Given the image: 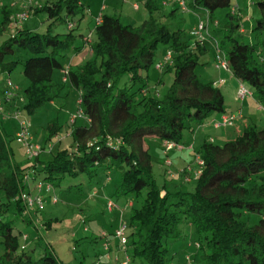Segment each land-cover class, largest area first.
Instances as JSON below:
<instances>
[{
    "label": "trees",
    "instance_id": "trees-1",
    "mask_svg": "<svg viewBox=\"0 0 264 264\" xmlns=\"http://www.w3.org/2000/svg\"><path fill=\"white\" fill-rule=\"evenodd\" d=\"M41 1L33 0L36 7L29 9L33 12L31 20L43 15L50 22L45 33L15 27L12 3L0 6V82L15 86L10 76L21 67L30 84L18 96L25 100L22 111L29 117L54 103L69 87L80 95L79 110L85 124L72 125L69 139L76 151L68 152V145L62 148L65 140H60L55 151L21 164L14 157L12 137L4 132L0 119V264H59L51 245L45 238L40 240L41 226L34 219L36 214L22 204L23 195L44 201L45 193L57 205L59 197L72 201L73 196L91 197L100 190L107 192L109 200H123L128 211L127 253L132 264H171L167 242H178L188 232L196 235L194 244L199 251L191 254L186 264H264V127L249 123L237 139L221 145L206 140L198 153L205 167L201 177L191 181L196 183L194 192L186 193L179 187L169 192L167 185L161 187L156 181L152 142L186 147V131L193 132L195 124L226 113L223 92L196 74L200 60L208 53L206 42L191 45L183 39L182 31L170 32L153 17L159 7L151 0L145 3L151 18L142 26L100 15L87 35L81 31L86 16L82 0ZM184 1L188 13L208 16L214 33L206 40L218 42L231 75L249 89L253 103L264 105V0H250L259 15L248 21L243 19L239 0ZM173 5L174 13L181 9ZM221 12H226L224 19H220ZM58 23H67L66 34L54 33ZM243 24L249 25L247 35ZM248 35L254 42L239 39ZM80 39L82 44L77 47ZM160 46L168 52L162 62H156ZM84 49L88 53L74 63V57ZM71 51L76 52L74 57L69 56ZM19 52L29 57L15 61ZM151 70L160 72L153 84ZM66 72L67 81L59 83L56 73L64 76ZM171 74L175 82L162 96L156 85L165 84L164 78ZM13 92L8 88L0 91V100L13 99ZM1 109L0 115L5 112ZM62 129L51 124L50 140ZM93 138L95 142L90 141ZM80 177L83 179L78 184L73 182ZM30 178L35 180L34 187L29 186ZM40 184L50 186L51 191H40ZM36 209L42 214L45 202L42 209ZM17 221L28 234L16 229ZM43 221L52 229L59 219ZM96 224L84 230L91 232L89 242H76L91 243L89 253L100 240L106 255L93 252L94 264H107L103 259L111 254L105 245L115 242L117 229L103 232L107 234L104 238L102 233L96 235ZM115 246L119 248V244Z\"/></svg>",
    "mask_w": 264,
    "mask_h": 264
},
{
    "label": "rangeland",
    "instance_id": "rangeland-1",
    "mask_svg": "<svg viewBox=\"0 0 264 264\" xmlns=\"http://www.w3.org/2000/svg\"><path fill=\"white\" fill-rule=\"evenodd\" d=\"M5 1L6 0H0V6L8 5L10 3L9 1ZM32 1L33 0H13L11 8L14 10V14L12 16L11 22L15 27H20L23 30L36 29L38 33H45L48 30L50 22L45 19L46 17L43 15L31 20V15L33 12L31 9H29V7H36L35 3ZM147 1L149 0H82V3L86 7V16L84 22L82 23L81 31L87 35L89 31L94 28L96 19L100 15L116 16L120 18L122 23L125 25L140 27L151 18L150 12L145 8V3ZM151 1H153L154 5L159 7V10L153 13V17L163 24V26H167L170 32L182 31L183 39L189 40L191 45H195L196 42L200 41L199 39L192 36V31L198 22L197 15L195 13H186L181 9L175 11L174 13L172 7L173 4H168L169 0ZM237 2L240 4L242 14L246 19H254L255 17H258L259 14L257 8L251 4L250 0H239ZM225 15L226 12H221L220 19H224ZM24 16L28 18L23 20ZM243 25L247 30H250L249 25ZM213 29L214 27L210 26V38H212L214 33ZM67 30V23H58L55 25L53 31L55 34H66ZM75 33L77 35L79 34L77 31H75ZM4 39H6V37H4ZM94 39L95 36L93 35V40ZM239 39L247 44L254 42V39L250 35L241 36ZM203 41L206 42L208 53L200 60L199 67L196 71L197 77L204 83H214V86L223 92V95L226 98L227 106L225 115L236 114V108H238L239 105L237 93L240 89V83L236 80V78L233 77V75L217 67L218 53L216 51L215 45L208 42V40L204 39ZM212 41L214 42L215 39ZM81 44L82 39L77 40L76 46L79 47ZM167 52L168 50L166 47L160 46L155 61L162 62L165 59ZM75 54V51H71L69 56L74 57ZM28 57L29 54L25 52H19L15 56L14 60H24ZM159 76V71L151 70L149 72V77L152 80V84L159 80ZM55 78L59 83H64V76L62 74L56 73ZM10 79L19 91L17 90V92H13V99L3 101V103L0 104L3 111H5L4 113H1L0 119L3 122L2 127L4 132L8 136L12 137L11 148L17 162L24 164L28 159H30L27 149L23 145H19L16 141V135L19 132L18 130L20 129V122L22 121H26L29 124V136L32 140V143L36 146L44 149L46 145L48 146L49 144H52L54 146L53 150L55 151L58 147L57 142L60 140H65L62 143L64 144L62 148L68 145L65 148L68 152L72 153V151H76V146L71 143L69 137L70 133L72 132L71 128L73 125V119L77 117L79 112V102L81 99L79 93L70 89L69 87H66L59 99L54 101L52 104L45 105L36 113V115L29 117L26 111H22L25 100H21V98L18 96L21 94L22 90L28 88L30 84L24 78L21 67L17 68L13 74H11ZM126 81H128L127 78L124 80V83ZM235 81L238 85L237 91L235 88ZM174 82L175 77L173 74H171L164 78L165 84L162 86L157 84L156 87L158 90H160L161 95L163 96L174 84ZM2 90H7L6 82H0V91ZM234 95L236 96V99ZM247 102L252 103L253 99L250 97L247 99ZM252 104L255 105L250 116L252 125L262 129L264 127V114L258 111L256 103ZM210 120L211 118L205 121L202 125L195 124L193 126V132H185L184 142L186 144V148H184L183 151L184 156L181 159L182 168L180 169L173 165V162L176 163L178 160L176 155L164 154L165 152L160 143L155 141L151 143V156L153 159L154 173L156 176V181L161 187L164 184L167 185V190L169 192H176L179 188L186 193L194 192L196 183L186 182L185 179L191 176H189L187 173L184 174V171L181 173V171L183 168L189 169L195 168L197 166L195 163L196 157L201 150L204 140H210L211 138H214L216 140V144L219 145L227 141H234L239 135H241L244 127L249 125V123L246 121H237L234 127L229 128L223 126L220 129H216L214 125L210 123ZM53 123H56V125L58 124L63 129L61 134L58 136H53L50 140L51 132L48 130V127ZM83 124H85V119L78 118L76 125L81 126ZM90 141L95 142L96 138H93ZM90 141L88 140L87 143L89 144ZM167 162H171L172 166L169 167ZM82 179L83 178L80 177L73 182L78 184L80 181H82ZM33 185H35V180L30 178L29 186L34 187ZM87 187L88 185L85 184L84 188L86 190ZM104 191L105 190H100L97 192V194H93L91 197L73 196L72 201H69L67 197L62 196V198L59 197L60 202L57 205H53L51 198L49 196L46 197L45 193H43L45 198L44 212L41 214L36 212L37 209L30 208L32 214H36L34 219L37 221V224L41 226L40 231L38 232L40 240H44L43 238H45L46 242L51 245L57 255L59 264H80L81 262L83 264H94L95 254H93V252H96V254L100 252L102 255L103 253H106L101 247L100 240L98 242L99 246L95 247L93 251H89V253L88 250L91 243L77 244L76 242L79 239L83 240L84 243L90 241L89 236L91 232H84V230L85 228H90L93 222H96V220H98L97 222L99 225L95 228V233L97 236H100V234H103V232H112L114 228L112 225L115 223H117V229L122 223H127L128 211L126 210V207L121 205L122 200L117 199L116 197H112L109 200L107 192ZM143 196L144 198L146 197V192H144ZM144 198L140 199V201L137 203L139 206H141ZM109 203L113 204V211L111 212L108 211L107 207V204ZM22 204L25 205L23 200ZM8 214L10 215L11 211L8 212ZM26 214L28 216V211H26ZM40 218H43V220L59 219V221L57 223L55 222L51 226L52 229H47L46 223ZM15 226L18 231L22 232L23 230L24 233H29V230L23 229L24 226L22 225L21 221H17ZM182 229L184 231V227ZM195 236L196 235L193 234V232H188L186 233V236H184L178 242H167V247L170 250L168 257L172 259L171 264H186V259L191 254L198 253L199 249H197L194 244V241L196 240ZM115 243L119 244L116 240L115 242L111 243L108 251L111 255H109L108 258H104L103 263L122 264V260H124V253L115 246ZM111 248H113L112 251L110 250ZM2 253V246H0V255Z\"/></svg>",
    "mask_w": 264,
    "mask_h": 264
},
{
    "label": "built area",
    "instance_id": "built-area-1",
    "mask_svg": "<svg viewBox=\"0 0 264 264\" xmlns=\"http://www.w3.org/2000/svg\"><path fill=\"white\" fill-rule=\"evenodd\" d=\"M177 4L181 10H183L184 12L188 13V8L187 5L185 3L184 0H169L168 4ZM28 17H23V20H26ZM198 18V22L197 25L195 26V28L192 31V36H194L195 38L199 39V40H206V38L210 37L209 35V18L208 16L206 17H201L199 15H197ZM101 22V19L99 18L97 20V23L99 24ZM213 44L216 47V51L218 53V68L225 70L227 73H230V69L227 63V59L225 56V53L220 49L218 42L214 41ZM168 59H170V54L167 56ZM160 67V66H159ZM158 67V68H159ZM67 72L64 74V82L67 81ZM7 88L8 89H12V91L14 90V92H16L18 89L16 86H13L11 84V82L7 83ZM252 98L253 99V95L251 94V92H249V89H247L245 86L240 85V89L237 93V100L241 103H244L247 101L248 98ZM3 103L0 100V104ZM81 103V101L79 102V104ZM1 108V105H0ZM3 109H1L2 111ZM259 111L261 113L264 114V105H260L259 104ZM78 118H84V114L81 110H79L77 117H75L73 119V123L77 121ZM243 115L242 112H239L237 114H229V115H222L221 118L217 121H213L212 125H214V127L216 129H220L223 126L224 127H234L235 123L242 119ZM20 120V119H19ZM18 134L16 135V141L19 145H23L26 149H27V153L28 155H30V158L34 159V158H38L39 156H41L43 153H48L51 152L54 148V146L52 144H49L48 146H46L44 149L36 146L35 144L32 143V140L29 136V124L26 121H22L20 122V129L18 130ZM175 150H179V151H183L184 147L182 146H177L175 144L169 143V142H165L164 143V151L165 154H169L170 152H173ZM196 167L195 168H189L187 169L186 172H184V174H188L191 177H187L185 180L186 182H191L192 179L197 180L198 178L201 177L203 169L205 167V163L204 161L200 158V156L196 157ZM167 165H169V167L172 166L171 162H167ZM181 173H183V171H181ZM38 189L40 191H44L46 190L47 192L51 191V187L50 186H46L45 184H40L38 185ZM53 198V203H57V199L55 197ZM23 201L25 202V204H27V206L29 208L32 209H42L44 207V201L42 199V197L32 200L30 196L28 195H23L22 197ZM108 211H113V204L109 203L108 204ZM103 237L106 238L107 234H103ZM114 239L116 241H118L119 243V249L121 252L124 253V260L122 262V264H132V260L130 258V256L127 253V247H128V239H127V225L126 223H122L120 225V227L116 230L115 235H114ZM110 244H106L105 248L109 249Z\"/></svg>",
    "mask_w": 264,
    "mask_h": 264
},
{
    "label": "crops",
    "instance_id": "crops-1",
    "mask_svg": "<svg viewBox=\"0 0 264 264\" xmlns=\"http://www.w3.org/2000/svg\"><path fill=\"white\" fill-rule=\"evenodd\" d=\"M6 1H9L10 3H12L13 2V0H6ZM5 1V2H6ZM9 3V4H10ZM8 4V5H9ZM172 7H173V11L176 9L175 7H174V5H172ZM243 16V19L244 20H246V21H248L249 19L247 18H245L244 17V15H242ZM248 23V22H247ZM249 24H250V22H249ZM246 32L244 33V35H247V33H248V31H247V29L245 30ZM88 52H87V50L86 49H84L83 50V52L81 53V54H79V55H77V56H75L74 57V63H77L79 60H80V57H82V55H84V54H87ZM234 77V76H233ZM235 78V77H234ZM237 80V79H236ZM238 81V80H237ZM239 82V81H238ZM240 83V82H239ZM237 87H238V85L236 84V81H235V88H236V91H237ZM235 95H236V93H235ZM234 95V97H235V99H236V96ZM235 102H236V100H235ZM237 103V102H236ZM253 103V102H252ZM252 103H249V102H244V103H240V102H238V108H236V112L237 113H239V112H243L242 113V115H243V118L242 119H240V120H238L239 122H243V121H246V122H248V123H252L251 121V111H252V109H253V107L255 106L254 104H252ZM247 107V108H246ZM256 107H257V109H258V111H259V104H256ZM260 112V111H259ZM236 113V114H237ZM261 113V112H260ZM221 114H216V116L215 115H213L212 117H211V120H210V123L212 124V122L213 121H217V120H219L220 118H221ZM245 122V123H246ZM207 139H205L204 140V142L206 141ZM208 141H213L214 143H216V140L214 139V138H211L210 140H208ZM204 144V143H203ZM161 147L163 148V150H164V144L163 145H161ZM184 148H186V147H184ZM184 151V150H183ZM183 151H179V150H175V151H173V152H170L169 154L171 155V154H173V155H176L177 157H178V160H177V162L176 163H174L173 162V165H175V167L176 168H178V169H180V168H182L181 166V159L183 158ZM165 152V151H164ZM165 154V153H164ZM168 154V155H169ZM167 155V156H168ZM184 169V168H183ZM186 169V168H185ZM123 201V200H122ZM121 205H123L124 206V204H123V202L121 203ZM98 221V220H97ZM103 222V221H102ZM95 223H97L98 224V222H93V224H95ZM103 224V223H102ZM97 226H99V225H97ZM112 226H114V228H113V232H114V230H116L117 229V223H115L114 225H112Z\"/></svg>",
    "mask_w": 264,
    "mask_h": 264
}]
</instances>
